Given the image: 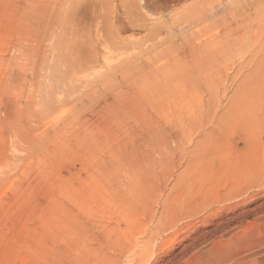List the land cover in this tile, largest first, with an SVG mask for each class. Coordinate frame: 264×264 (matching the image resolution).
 Masks as SVG:
<instances>
[{"label":"rangeland","instance_id":"374dc122","mask_svg":"<svg viewBox=\"0 0 264 264\" xmlns=\"http://www.w3.org/2000/svg\"><path fill=\"white\" fill-rule=\"evenodd\" d=\"M31 1L0 0V264H67L64 254H60L59 250L62 248V241L71 236L68 234L71 227L69 220L71 209L75 208L76 205L82 208H73L72 211L75 212L72 213L78 219L84 215L88 217L84 218V220H88L87 226L91 224L96 227L99 222L101 225L99 223L98 225L100 226L109 223L111 227L114 220H109L106 211L103 209L112 207L110 203L112 200L132 196L129 195L132 189H128L124 185L127 182V172L132 167L137 168L132 169L137 172L135 178L138 182L135 186V191L138 192H135L134 197H139V192L141 190L143 192L148 186L144 191L145 194H143L150 206L148 212L150 214L143 217V212L140 211L137 213L140 217L137 214L138 217H135L141 220L139 224L142 229L148 227L149 230L155 227L156 220L161 219L160 216L163 214L164 208L182 213L177 224H170L163 231L151 237V240L156 241L155 250L152 251L154 255L142 259V262L137 264H235V259L228 257L239 247L234 244L236 242V240L234 241L235 236L247 233L248 237L255 238L261 229H264V218L257 219L264 216V149L258 153V164L256 162L253 164L256 166V170L253 169L250 173L246 172L247 169H241L244 168L246 162L242 166H236L239 170L241 169L239 171L233 165L229 166V162L225 164L224 160L219 161L216 155H211L214 159H210L212 157L209 158L210 154H208L206 157H202L203 160L200 158L196 161V169L189 174L188 171L186 172L189 159L187 154L202 139L203 134L208 133L204 130L202 132L201 129L198 130V123H196V133L192 135L195 138L191 137L190 139L193 143L188 140L189 142L187 141L184 146L186 149L179 148L167 153L163 158L167 162L164 163L165 165L162 164V161H158L157 154L151 150L144 149V152L147 153H139L141 155L137 153L128 155L124 150L118 148L120 146L114 147L117 150L114 149L115 151L112 152L110 149L115 146L112 144L108 147H100V149L84 148L80 143L79 135L85 130L87 124L96 127L102 122V119L106 118L107 114L113 113L115 115L113 111L116 110V113L119 110L120 112L125 111L122 114L118 112L119 117L117 115L118 118L116 119L119 121L115 119L117 122H121L123 127L130 124L131 121L133 122L128 110L129 98L133 93L130 64L135 61L136 56H140L141 49H145L146 33L140 28L139 18L133 14V9H130L132 6L128 7L124 3H118L115 9H111L106 15L104 12L100 20L94 19V23L88 24V28L92 30V36L89 38L90 41L86 42V52L82 53L85 55L82 57L84 60L77 62L74 52L69 56L65 54V51L55 57L57 55L53 48L56 46L55 32L57 28L54 21L55 14H53L54 0L53 2L48 0L47 3L46 0H42L46 5L41 0H37L38 3L35 0ZM172 1L161 2L162 5H169L170 10L175 8L173 9L175 12L172 11L177 15L173 19L170 18L168 22L160 24L165 27L161 31H166V35H160L159 39L165 41L164 47L172 44L174 48L178 49L177 52L193 50L192 52L196 54V57H203L204 67L208 72V82L214 80V84H207V81L205 84L198 82L194 90L185 88L183 90H187V92L184 91L183 93L180 90L181 92L175 93L179 102L175 104L179 107L178 109L176 106L175 111L179 112L178 114L182 118L190 115L188 110L191 108L195 109V113L197 110L203 113L207 106V100L212 95V105L215 108L218 106L219 109H216L207 120H211L207 125L213 127L217 117L223 115L232 100L243 96L247 88L249 92L258 85L257 89L254 88V97L257 100L255 114L258 116V105L264 107V0H189L185 10L181 8L183 6L181 1L183 0ZM179 1L180 7H178ZM37 5L39 8L36 7ZM47 8H50V13ZM59 13L62 14L63 22L65 10L61 8ZM60 15L59 18H61ZM44 17L46 18L44 19ZM190 18L193 19L190 24L180 23L183 20L188 21ZM242 21H245V26L248 29L252 28L251 32L240 27ZM41 23H44L43 28L48 30L47 32L41 29ZM74 26L73 24L68 26L65 33L62 32L61 35L62 45L68 44L73 49L79 40L78 37H72ZM79 28L81 29L79 26L76 30ZM106 30L115 31L114 33L118 34H116L117 40H114V42L117 41V45H114L110 40H104L107 36L104 34ZM225 43H229L228 49L225 47L223 50L217 49L218 46L221 47ZM135 51H138L139 54ZM54 58L58 63L54 61ZM61 59L62 62H60ZM30 61L33 65L32 62H36L35 65L37 66L34 68ZM31 66L34 71L37 69L35 73H33ZM55 69H58L57 72ZM32 73L33 75H30ZM219 73L222 74L223 80L215 85L219 79ZM112 74L114 77L111 76ZM90 77L95 79L92 78L91 80ZM98 79L100 80L97 83L100 86L95 84ZM91 81L95 82L92 83ZM90 85H94V87ZM29 88L31 91L28 90ZM49 90L52 92H50L51 95ZM165 90L171 91V88L165 86L160 90L164 96H166ZM162 91H165V94ZM9 92L13 94L11 95ZM7 93L11 96L9 97ZM26 93H28L27 96ZM78 93L79 95L82 93V96L78 97ZM188 93H196L194 100L188 98ZM126 94L130 97L128 98ZM172 94L169 93L167 96ZM28 96L31 99L34 97L32 100L37 103H31ZM123 97L124 99H121ZM27 99L30 100L27 101ZM7 101L9 102L6 103ZM38 101L40 102L38 103ZM111 102L110 106L113 105L114 108L109 106L108 103ZM41 105L48 106L44 108V106L40 107ZM24 106L26 108H23ZM98 107L101 108L102 112ZM25 109L27 110L25 111ZM105 109L106 111H104ZM49 111H51V115ZM78 113L80 115L75 117ZM204 114H206L205 111ZM25 116L29 118H25ZM44 116L46 118H42ZM175 116L174 119L180 117L175 118ZM30 118H33L32 121ZM26 119L27 121H25ZM41 119L43 121L40 122ZM159 123L166 130L173 126V123H166L161 119ZM71 124H75V126L73 127ZM80 124L81 127H78ZM60 129H63L64 133ZM253 129V135L260 138V143L263 142L264 130L258 127ZM205 130H210V128ZM33 132L35 134H29ZM49 133L53 136H50ZM60 134L61 136H59ZM71 137L75 138L72 139ZM226 137L228 144L235 141L232 134ZM94 138L102 140L100 137L95 136ZM35 139L37 141L40 139V142L36 141L39 145L35 144ZM71 143L72 145H70ZM64 144H66V148L63 147ZM78 147L81 151L80 149L77 150ZM132 158L134 161L145 158L146 162L138 165V163L131 161ZM207 158L211 161L206 162ZM251 163L253 162H250V166ZM181 171L188 181L186 180V184L179 185V189H174L179 176H182ZM143 177H147V179L144 180ZM146 180H148L147 183H145ZM187 182L190 183L189 186ZM140 184L142 186L139 190ZM168 198H170L169 202H167ZM72 199L74 200L72 201ZM71 205L73 206L71 207ZM82 210L83 212H81ZM151 213L154 214V222L152 223L148 220ZM138 219L137 221H139ZM100 226L95 228L96 232H94V227L87 231L88 235L91 234L87 243L90 245V241H94L90 247H97L96 238L99 239L102 234V230L99 231L102 228ZM122 227L123 225H120V228ZM251 229L253 232L251 231L249 236L248 232ZM244 230L245 232H242ZM170 237H173V242H166ZM147 238L148 236H145L144 240Z\"/></svg>","mask_w":264,"mask_h":264},{"label":"bare ground","instance_id":"6f19581e","mask_svg":"<svg viewBox=\"0 0 264 264\" xmlns=\"http://www.w3.org/2000/svg\"><path fill=\"white\" fill-rule=\"evenodd\" d=\"M44 1L41 0V2H44ZM47 1L48 0H46L45 2L47 3ZM165 1H167V0H133V1L128 0L127 2H126V0H54V2L52 0L53 6H54V13L53 14H55V20L54 21L56 24L55 26L57 28V30L55 32L56 46H54L55 48H53L56 52V55H57L55 57H58L61 54V52L65 51V54H68L69 56L71 55L72 52H74V54H75L74 57H75V60L77 62L84 60V59H82V57H84L85 55L82 53L86 52V50H87L86 42L89 40L90 36H92V34H91L92 30L88 28V24L93 22L94 19L100 20L101 16L103 15L104 12L106 15V13L110 12L111 9H115L116 4H118V3H120V4L124 3L128 7L132 6L130 9H133V11H134L133 14L139 18L140 28L146 33L145 37H147V39H145L146 41L144 44L145 49H141L140 54L138 51H135V52H138V54L140 56H136L135 61L131 60V61H133V63L130 64L131 66L128 64L130 66V70L132 72V76H131L132 87L131 86L130 87L132 88L133 93L131 95V98H129L130 95L128 96V94H126V96H128V98L130 99V101H129L130 104L128 106V110H129L130 116H132L133 122L131 121V118H129L131 121V122L129 121L130 124L124 125V127L122 124H120L121 122L120 123L117 122L119 120H117L116 118L119 117L118 112H120V110L116 113V111H117L116 108L118 109V107H116L115 108L116 111H113V112H115V115L112 113L113 114V116H112V114L108 112L109 114H107L106 118L102 119V122L100 124H97L96 127H94V125L90 126L87 124V127L85 128V130L83 132H81L80 131L81 129L79 128L80 130H78V131L81 132V134L79 135V138L81 139L80 143L83 145L84 148L92 147V148H98V149H100V147H103V146L108 147L110 144H112V145H115L110 149L112 152L117 150V148L115 149L114 147L120 146L118 148L124 150L128 155H130V153H137V154L147 153V152H144V149L145 150H151L152 152L157 154L156 157H158V161H160V162L162 161V164H164V163H167V162H165L166 159H165V161L163 159L167 153H169L171 150L174 151V150H177L179 148H181V149L185 148L184 147L185 143L188 140H190L191 137H193L192 135L194 133H196V129H197L196 123H198V126H197L198 130L201 129L202 132L204 130L205 132H208V133L203 134L204 136L202 137V139L193 146V149H192V151H190L189 154H187V152H186V154L189 156V159L187 161V166H186V172L188 171L189 174H191L194 171V169H196V165H197L196 161L199 160L200 158L203 160L202 157H206L208 154H210L209 158L212 157L211 155H216L217 158L219 159V161L224 160L225 164H227V162H229L228 163L229 166L233 165L234 167H236V166L239 167V165L242 166L243 163L246 162V164L244 165V168L242 167L241 169H247L248 170V171L246 170L247 173L252 172L253 169L256 170V168H255L256 166H254L253 164H254V162L257 163L259 161V158L257 159L258 153L261 152V149L262 150L264 149L263 148L264 147V144H263L264 141L260 143V138L257 137L256 135H253V132H252L254 130L253 129L254 127L262 128L264 130V115H262L264 113V107L258 105V116H256V114H255V112L257 111V109L255 107L257 100L254 97L255 96V89L254 88H256L258 86L257 84H256L257 86L254 87L253 89H251L249 92H248L249 89L247 88L246 89L247 91L245 90L246 92H245V94H243V96L241 95L242 93L240 92L241 93L240 95L242 97L239 96V98H236V99L234 98L235 100L234 101L232 100L231 103H229L228 109L223 113V115L222 114L220 115L221 117L220 116L217 117L216 124L213 127L211 125L210 126L207 125L208 122L210 123V121H211V120L207 121V120H209V116L211 117V115L214 114L216 109H218V106H217V108H215L212 105L213 104V102L211 100L212 95H210V98H209V100H207V103H206L207 106L204 110L206 114H204V111H203V113H201V112H198V110H197L198 113L197 112L195 113V109L191 108L190 110H188L190 115L185 117V118H182L178 114L179 112L177 113V111H175L176 106H177V105L175 106V104L179 103L178 99H177L178 97H175V96H177L175 93H179L181 91H183V93H184L185 90H183V89H185V88H187V89L189 88L188 90H194L195 89L194 87H195L196 83H198V82H203L205 84V82L207 81V84H214V80H213V82L212 81L208 82V79H207L208 72H207L206 68L204 67V58L203 57H196V54L192 52L193 50L177 52L178 49L174 48V46L172 44L164 47L165 41H162L159 39L160 35H163V34L166 35V31H161V29H165V27L160 25V24L165 23L166 21L168 22L170 18L173 19L177 15V13H173V11H174L173 9H175V8H173L172 9L173 11H172L169 9V7H168L169 5L165 6L166 4L165 5L161 4V2L164 3ZM35 2H37V0H35ZM171 2H173V1L171 0ZM181 2L183 3V6L181 8H183L185 10L186 9L185 6H186L187 2H189V0H187V1L183 0ZM46 3L44 5H46ZM182 3H181V5H182ZM175 4H177L176 1H175ZM29 5H30V3H29ZM50 5H51V3H50ZM179 5H180V1L178 3V7H180ZM36 7H38V5ZM121 7H122V5H121ZM61 8H63V10H65V16L63 17V22H62V17H61L62 14L60 15V13H59V9H61ZM102 9H104V10H102ZM177 12H179V11L177 10ZM49 13H50V10H49ZM49 13H48V15H49ZM28 14H29V12H28ZM59 15L61 18H59ZM50 16H51V14H50ZM45 18L46 17H44V19ZM35 19H37V18L35 17ZM47 19H49V18H47ZM115 20H116V18H115ZM192 20L193 19L190 18L188 21L183 20L180 23L181 24H190V22ZM61 23H62V25H61ZM43 24L40 27H42L41 29L45 30V28H43ZM71 24L75 25L73 30H72V33H73L72 37H78L79 38L78 43L74 46V49L70 48V46L68 44L65 46L62 45L63 44V40H62V36H61L62 32L65 33L68 26H70ZM241 25H240V27H242V29L244 28L245 30H248V32H251L252 28L248 29V27L245 26V21H242ZM45 26H47V24H45ZM79 26L81 27V29L79 28L78 30H76ZM45 31L47 32L48 30H45ZM46 32H44V34H46ZM114 32L106 30V32L104 34H106L107 36L105 37L104 40L105 41L110 40L111 42H113L114 45H117V41L114 42V40H117V37H116L117 33L115 34ZM243 34H245V32H243ZM42 36H45V35L42 34ZM60 36H61V38H60ZM139 42H138V44H140ZM65 44H66V42H65ZM224 47L228 49L229 43H225V44L221 45V47L218 46L217 49L223 50ZM94 49H96V48L94 47ZM155 51H156V53H154ZM88 53H89V51H88ZM152 53H154V54L151 55ZM18 55H20V54H18ZM16 57H18V56H16ZM35 57H36V55L34 56V58ZM64 57H66V56H64ZM66 58H68V57H66ZM66 58H65V60H66ZM62 59L60 62H62ZM54 61H56L55 58H54ZM36 62H38V61L36 60ZM36 62H32V63H34V65H33V64H31V61H30V64L33 65V67H34V66H37V65H35ZM68 62L70 63V61H68ZM56 63H58V62L56 61ZM56 63L54 62L55 65H56ZM69 63H67V64H69ZM42 66H38V67H42ZM31 68H32V66H31ZM125 68H126V66H125ZM52 69H54V68H52ZM32 70H33V73H35V71L37 69L34 71V69L32 68ZM56 70H58V69H55V71ZM21 71H23V70H21ZM42 71L44 72V70H42ZM125 71H127V70H125ZM56 72H54V73H56ZM33 73L30 75H33ZM65 73H68V72H65ZM65 73H64V75H66ZM79 73H77V74L79 75ZM192 73H194V74L192 75ZM113 74L111 75L112 77H114ZM68 75H70V74L68 73ZM68 75H66V76H68ZM92 75H94V74H92ZM92 75H90V76H92ZM97 75H98V73H97ZM97 75H96V77H97ZM111 76H109V77H111ZM92 78L90 77L91 80H92ZM115 78H116V76H115ZM23 79H25V78H23ZM93 79H95V78H93ZM99 80L100 79L96 80V82L95 81H93V82H95V84L99 85V83H97V81H99ZM196 80H197V82H196ZM222 80H223V76L221 73H219V79H217L215 85H218L219 81H222ZM103 81H105V80H103ZM61 82H62V80H61ZM73 82H74V80H73ZM101 82H102V80H101ZM88 84H90V83H88ZM24 85H25V83H24ZM90 86L94 87V85H90ZM165 86H169L171 88V91L165 90L166 96H164L160 93V90L165 88ZM205 86H208V85H205ZM88 89H89V87H88ZM28 90L31 91L30 88ZM76 91H78V90H76ZM165 91H162V93L165 94L164 93ZM22 92H24V91H22ZM22 92H21V94H22ZM50 92L51 91L49 90V93ZM185 92H187V90ZM9 93H7V94L10 97L13 93L12 94L10 93L11 95ZM51 93H50V95H51ZM169 93H173V94L167 96ZM190 93H188L189 94L188 98H191L192 100H194L196 93H192V94H190ZM27 94L28 93H26V96H27ZM257 94H259V92ZM80 95L78 93V97ZM34 96L36 97L35 94H34ZM28 97L30 98V96H28ZM109 97H111V96H109ZM33 98L34 97H32V99ZM14 99H15V97H14ZM30 99H27V101ZM32 99L30 100L31 103H37L36 101H33L34 99L33 100ZM107 99H109V98H107ZM121 99H124V97ZM192 100H189V101H192ZM9 101H7L6 103H8ZM25 101H24V103H25ZM39 102L40 101H38V103ZM105 102H107V101H105ZM26 103L28 104V102H26ZM124 103H123V105H124ZM108 104L110 106V104H112V102L108 103ZM113 104H115V103H113ZM182 104H184V103H182ZM8 105H10V104H8ZM44 105H46V104H44ZM106 105H107V103H106ZM178 105L180 106V104H178ZM204 105H203V107H204ZM19 106H21V105H19ZM43 106L41 105L40 107H43ZM112 106H110V107H112ZM116 106H119V105L116 104ZM30 107H31V105H30ZM46 107L44 106V108H46ZM103 107L105 108V106H103ZM5 108H6V106H5ZM13 108H15V107H13ZM23 108H26V107L24 106ZM112 108H114V107H112ZM30 109H32V108H30ZM99 109L101 110V108H99ZM178 109H179V107H178ZM26 110L27 109H25V111ZM44 110H46V109H44ZM100 110H99V112H100ZM111 110H113V109H111ZM22 111H23V109H22ZM33 111H35V110H33ZM104 111H106V109ZM104 111H103V113H104ZM38 112H41V111H38ZM49 112L51 115V111H49ZM101 112H102V110H101ZM123 112H125V111L122 110V112H120V114H122ZM32 115H33V113H32ZM77 115H80V113L76 114L75 117H77ZM93 115H94V113H93ZM117 115H118V117H117ZM125 115L126 114L124 113V116ZM37 116H38V114H37ZM174 116H175V118H177L179 116L181 118L179 117L177 119H174ZM205 116H208V117L205 118ZM27 117L25 116V118H27ZM20 118H21V116H20ZM42 118H46V116H44ZM196 118H197V121H196ZM32 119H31V121H32ZM74 119H76V118H74ZM160 119L166 123H170V124L173 123L172 128H170V129H173V131H170V129L166 130V128H163L161 126V124L159 123ZM34 120H36V119H34ZM25 121H27V119ZM31 121H29V122H31ZM41 121H43V120L41 119L40 122ZM44 121H45V119H44ZM67 121L69 122V119ZM84 121L85 120L83 119V122ZM21 122H22V120H21ZM131 123H133V124L131 125ZM71 125H73V124H71ZM30 126H32V125H30ZM74 126H75V124L73 125V127ZM78 127H81V124ZM61 128H62V126H61ZM71 128H72V126H71ZM123 128L125 129V131ZM208 128H210V130H205ZM20 129H21V127H20ZM63 129H65V128H63ZM63 129H60V130L63 131ZM47 131H49V130H47ZM112 131H114L115 134L112 133ZM166 131H170V132H166ZM50 133H51V131H50ZM50 133H49V135L51 136L52 134H50ZM63 133H64V131H63ZM69 133H71V132H69ZM29 134L33 135L35 133L33 132L32 134L31 133H29ZM71 134H73V133H71ZM71 134H70V136H71ZM230 134H232V136L235 138V141L233 143L228 144L226 136H229ZM59 136H61V134ZM95 136L100 137V139L102 138V140L100 141L99 139L94 138ZM71 138L74 139L73 137H71ZM193 138H195V137H193ZM60 139H59V141H60ZM76 139L78 140V138H76ZM55 140H57V139H55ZM210 140H212L213 142ZM36 141H37V139H35V142ZM38 141L40 142V139H38ZM67 141L69 142V139H67ZM37 142L35 144L39 145V143H37ZM63 142H66V141H63ZM191 142L193 143V141H191ZM44 143H42V144L44 145ZM73 143H74V141H73ZM41 145H40V147L43 146V145L42 146ZM52 145H54V144H52ZM65 145L66 144L63 145L64 148H66ZM70 145H72V143ZM49 146H47V147H49ZM45 147H46V143H45ZM186 147H188V146H186ZM78 149H80V148L78 147L77 150ZM98 149H96V150H98ZM80 151H81V149H80ZM89 151H91V150H89ZM71 152H72V150H71ZM139 155H141V154H139ZM144 155H146V154H144ZM183 155L185 156V154H183ZM210 159H214V158L212 157ZM206 160H207L206 162H209L208 158ZM131 161H134V159L132 158ZM173 161H175V159H173ZM249 161L253 162V163H251V166L249 165L250 164ZM142 162H146V159L141 158V160L140 159L135 160L133 163H138V165H139V163H142ZM202 163H201V165H202ZM169 164L172 165L173 163H169ZM131 169L127 172V174H128L127 180H126L127 182H125V184H124L128 189L129 188L132 189V191L130 190V192L132 194L131 193L129 194V195H132V196H130L131 199H130V197L127 198L125 196L127 199L126 198L124 199L122 197V199L112 200V201H110L112 207L103 209L106 211L105 213L108 216L109 220H114V224L112 225L113 227L112 226L110 227L109 223L106 224L105 226H100L101 224L98 222L100 224V225H98V223L96 222L97 223L96 225L98 227L99 226L102 227L99 230L100 232L102 230V234L100 235V238L99 239L96 238L97 247H95V246L90 247L91 244L94 243V241L93 242L90 241L91 242L90 245L87 243L90 239V236H91V234H89V235L87 234V231L89 230V228L94 227V230H95L94 232H96L95 228H97V226L95 227V225L92 226L91 224H89V226L91 225V227L87 226L88 220L87 219L84 220V218H88V217H86L84 215L78 219L73 214L75 212L74 210L72 211V209L74 207L71 209L70 215H69L71 227H70L69 233H68L71 236H70V238L68 236L67 239L65 238V240L62 241V248H60V250H59L60 254H62V253L64 254L63 256L65 257L67 264H137V263H140V262H142V259H145L148 256L152 257L154 255V252H152V251L155 250L156 241L151 240V237L154 234H157V233H160L161 231H163L165 229V227H167L168 225H170V224L172 225L174 223L177 224L178 220L180 219V217L182 215V213H180L181 211L178 213V212L172 211L171 209L168 210L167 208L166 209L164 208L162 210L163 214L161 213L162 215L160 216L161 219L156 220L155 227H153L152 229L150 228L149 230H148V227H143V229L140 227L139 222L141 220H139L137 218L139 220V221H137V219L135 218V217L139 216L137 213L138 212L140 213V211L143 212V215L141 213V215L143 217H146L148 214H150V213H148L150 206L146 201L147 199L144 198V196H145L144 191H146L145 189L148 186L145 185L146 187H145L144 191L141 192L142 191L141 190L139 192V194H140L139 197H137V198L134 197L135 192H138V191H135V186H137V184H138L137 179L135 178V173H137V172H135L133 169L132 170ZM135 169H137V168H135ZM233 170H236V169H233ZM186 172H184V173H186ZM181 173H182V171H181ZM181 173H180V175H181ZM148 176H149V174H148ZM143 178H142V180H143ZM190 178H189V181H190ZM145 179H147V177H145L144 180ZM186 180L187 179L185 178V176L182 173V176H179L178 181H176L177 182L176 185L174 184L175 185L174 189H179L180 188L179 185H183L186 182ZM147 181L148 180H146L145 183H147ZM141 184L138 188L139 190H140V187L142 186ZM187 184L189 186L190 183L187 182ZM143 187H142V189H143ZM124 193H128V192H124ZM125 195H127V194H125ZM136 195H137V193H136ZM169 199L170 198H168V201L167 200L166 201L169 202L170 201ZM73 200L74 199H72V201ZM75 200H77V199H75ZM82 202H81V204H82ZM74 203H73V205H74ZM73 205H71V207ZM76 206H75V208H79L78 206L77 207ZM79 209H82V208L80 207ZM81 212H83V210ZM85 214H86V212H85ZM136 214L138 216H136ZM153 216H154V214L151 213V215L149 216V219H148L151 223L154 222ZM263 218H264V216L257 218V219L261 220ZM85 221H86V223H85ZM263 223H264V221H263ZM120 225H123V227L120 228ZM143 226H145L144 223H143ZM256 228L257 227H255V230H257ZM251 231L253 232V229H251L248 232L249 236H250ZM242 232H245V230ZM246 234L243 233L240 236L239 235L235 236L234 241L236 240V242L234 244H235V246H239V247L237 248V250L235 252L230 253L231 255L229 254L228 257L232 258L233 260L235 259L234 260L235 264H264V229L263 230L261 229L258 236L255 238L254 237H248ZM244 235H245V238H244ZM96 236H98V235H96ZM145 236H148V238L146 240H144ZM166 242H168V243L173 242V237H170L169 239H167ZM255 248H257V249H255ZM149 252H150V254H148Z\"/></svg>","mask_w":264,"mask_h":264}]
</instances>
